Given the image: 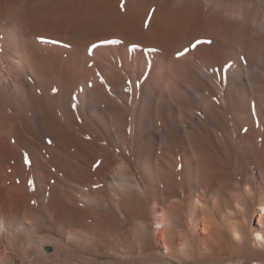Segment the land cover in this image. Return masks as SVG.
Returning <instances> with one entry per match:
<instances>
[{
	"label": "bare ground",
	"instance_id": "obj_1",
	"mask_svg": "<svg viewBox=\"0 0 264 264\" xmlns=\"http://www.w3.org/2000/svg\"><path fill=\"white\" fill-rule=\"evenodd\" d=\"M206 261L264 264V0H0V264Z\"/></svg>",
	"mask_w": 264,
	"mask_h": 264
},
{
	"label": "rangeland",
	"instance_id": "obj_2",
	"mask_svg": "<svg viewBox=\"0 0 264 264\" xmlns=\"http://www.w3.org/2000/svg\"><path fill=\"white\" fill-rule=\"evenodd\" d=\"M130 159V157H129ZM131 160V159H130ZM32 192H26L24 195H23V198H24V205L26 208H31L33 211H38L40 210V207L38 203L42 202L43 204L47 205L48 202H49V199H50V193L48 194L47 192H33V194H31ZM62 195V194H60ZM37 198V199H36ZM42 200V201H41ZM46 201V202H45ZM34 202V204H33ZM34 205V206H33ZM28 206V207H27ZM34 208V209H33ZM72 211V214L70 213V217L72 220H75V218H77V211L74 209H71ZM70 211V212H71ZM74 211V212H73ZM78 213H80V211H78ZM46 250L48 252H52V250L50 248H46ZM162 251H164L163 248H161ZM225 260H227L229 257L228 256H225L223 257ZM227 258V259H226ZM237 259V258H236ZM234 258V260H236ZM248 261L250 262V259H248ZM207 262V263H206ZM206 262H203L201 264H211L210 261H206ZM227 261H225L223 264H225Z\"/></svg>",
	"mask_w": 264,
	"mask_h": 264
},
{
	"label": "snow or ice",
	"instance_id": "obj_3",
	"mask_svg": "<svg viewBox=\"0 0 264 264\" xmlns=\"http://www.w3.org/2000/svg\"><path fill=\"white\" fill-rule=\"evenodd\" d=\"M154 11V10H153ZM201 43H207V44H211L212 42L211 41H206V42H204V41H196L193 45H192V49L194 50L199 44H201ZM185 54H187V50L184 52V53H178V56L179 55H185Z\"/></svg>",
	"mask_w": 264,
	"mask_h": 264
}]
</instances>
